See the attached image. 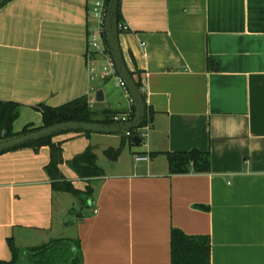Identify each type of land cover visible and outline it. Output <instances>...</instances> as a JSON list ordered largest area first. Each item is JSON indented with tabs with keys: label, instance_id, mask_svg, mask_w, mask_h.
I'll use <instances>...</instances> for the list:
<instances>
[{
	"label": "crops",
	"instance_id": "crops-1",
	"mask_svg": "<svg viewBox=\"0 0 264 264\" xmlns=\"http://www.w3.org/2000/svg\"><path fill=\"white\" fill-rule=\"evenodd\" d=\"M95 1L11 0L0 9V102L21 106L15 132L42 126L41 104L88 97L95 110L130 111L116 81L124 106L111 78L91 80ZM121 9L129 30L120 46L142 79L150 129L116 162L104 152L123 134L53 138L65 179L94 189L87 203L53 191L50 147L0 154V260H13L11 240L27 250L71 239L82 264H171L179 229L210 238L211 264H264V0H122ZM105 62L98 56L97 72ZM90 147L104 176L86 180L70 162ZM194 149L210 153V172L170 174L165 153Z\"/></svg>",
	"mask_w": 264,
	"mask_h": 264
},
{
	"label": "trees",
	"instance_id": "trees-1",
	"mask_svg": "<svg viewBox=\"0 0 264 264\" xmlns=\"http://www.w3.org/2000/svg\"><path fill=\"white\" fill-rule=\"evenodd\" d=\"M110 1L111 0L107 1L108 7ZM121 2L122 0H120L118 14L119 33L123 32L121 25L125 23L121 9ZM104 41L106 45V53L112 57V51L106 33H104ZM207 65L208 70L211 72H218L220 70L219 64L213 59L209 58ZM130 74L146 102V92L143 91L144 85L140 74L134 72H130ZM35 110L42 115V126L35 127L33 124H29L25 126L21 132H15L14 124L20 117L21 106L12 102H0V139L29 134L66 122L102 125L122 123V118L118 116V112L107 109L101 111L93 109L88 97L73 100L60 107H50L41 104L37 106ZM135 116V105H132L130 111L126 113V118L128 121H133ZM116 118H119L120 120H116ZM151 124L152 117L147 107V117L144 120L142 127L139 130L128 132L130 133L129 136L127 133L123 134L124 138L118 148H109L104 152L106 158L111 162H116L127 145L136 146L133 142L135 136H138L143 142L144 137L142 136V131L143 129L150 127ZM83 133L87 135L92 134L89 132ZM54 137L32 142L13 150L22 148H33L34 150H38L44 146L50 147L51 157L48 169L50 170L53 191L56 193L71 194L81 201H84V203H87L94 199V189L88 187L86 191L77 190L71 182L65 179L59 169V166L64 161L63 149L61 144L53 143ZM165 156L167 157L169 171L172 175H186L191 173L208 174L211 170V155L209 152L194 149L189 152L165 153ZM70 166L82 179L92 180L104 176V170L98 165V157L93 147H90L85 153L71 161ZM202 208L207 209L206 207ZM10 246L13 253V260L10 262L0 260V264H21L25 256H27V262H25V264H82L80 243L76 240L56 239L38 248L27 250H22L16 247L11 240ZM171 264H211L210 238L187 236L181 230L173 229L171 233Z\"/></svg>",
	"mask_w": 264,
	"mask_h": 264
},
{
	"label": "water",
	"instance_id": "water-1",
	"mask_svg": "<svg viewBox=\"0 0 264 264\" xmlns=\"http://www.w3.org/2000/svg\"><path fill=\"white\" fill-rule=\"evenodd\" d=\"M9 1L10 0H0V9L4 7ZM119 6L120 0L110 1L105 22V31L117 72L125 82L126 88L135 105L136 116L134 120L127 123H118L114 125L79 122H66L57 124L29 134L0 139V154L22 147L29 143L37 142L42 139L54 137L63 133L89 132L92 134L115 135L126 134L132 130H139L142 127L143 122L147 117V104L141 94V91L137 87L136 82L132 78L122 54L119 39L120 33L118 29ZM104 100V92L100 90L96 95V102H103ZM133 142L135 145H140L142 140L138 136H135Z\"/></svg>",
	"mask_w": 264,
	"mask_h": 264
},
{
	"label": "built area",
	"instance_id": "built-area-1",
	"mask_svg": "<svg viewBox=\"0 0 264 264\" xmlns=\"http://www.w3.org/2000/svg\"><path fill=\"white\" fill-rule=\"evenodd\" d=\"M108 0H96L94 2V5L92 7V14L94 19L96 20V26L91 30L89 34V41H88V56H89V71L91 80L95 81L99 75L97 73V66H96V58L98 60V56L105 59L106 63L102 67V75L105 78H113L117 85L121 88H123L127 94V96L130 98L132 105H134V102L126 88L125 82L121 78V76L118 74L117 69L115 67V63L113 61V58L110 57L109 54L106 53V45L104 41V33L105 31V22L108 12V6H107ZM121 29L123 31H128L129 26L126 24V22L121 25ZM143 91L145 92V88H143ZM116 120H120L119 118H116ZM122 123L129 122L126 117H123ZM150 129V127H147L143 129L142 136H146V132ZM129 136L130 133H127ZM139 160L146 159L145 157H139ZM96 212V211H95Z\"/></svg>",
	"mask_w": 264,
	"mask_h": 264
},
{
	"label": "rangeland",
	"instance_id": "rangeland-1",
	"mask_svg": "<svg viewBox=\"0 0 264 264\" xmlns=\"http://www.w3.org/2000/svg\"><path fill=\"white\" fill-rule=\"evenodd\" d=\"M106 63V62H105ZM98 74L102 73V68L97 72ZM113 81H112V84H111V87H109V90H112V98H114L115 100H120L122 103H123V106L125 105V99H124V96L121 95L120 91H121V87L120 88H117L116 87V83H115V80L113 78H111ZM108 89V88H107ZM137 151L141 152L140 149H138ZM71 200H73L74 202L78 201L76 198H74L73 196L70 197ZM78 205V204H77ZM25 262H27V256L24 257V260L21 264H25Z\"/></svg>",
	"mask_w": 264,
	"mask_h": 264
}]
</instances>
